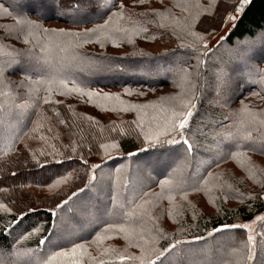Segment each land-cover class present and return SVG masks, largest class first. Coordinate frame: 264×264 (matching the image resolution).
<instances>
[{"label":"trees","instance_id":"obj_1","mask_svg":"<svg viewBox=\"0 0 264 264\" xmlns=\"http://www.w3.org/2000/svg\"><path fill=\"white\" fill-rule=\"evenodd\" d=\"M234 7L235 21L230 18ZM112 12H123V19L114 17L112 23L126 31L110 26L108 37L60 34L83 33ZM25 18L50 31L33 30L25 38L17 23ZM47 42L54 43V58ZM204 43L207 55L202 54ZM29 62L38 71H28L26 79ZM60 66L70 72L50 70ZM181 69L187 70L183 83ZM256 69L264 72V0H111L108 7L97 0H81L79 7L74 0H21L17 5L0 0V93L6 94L0 95V260L46 264L54 252L82 244L87 250L79 257L82 264H95L89 255L99 260L105 248L139 256L137 244L150 249L181 241L157 264H197L186 250L208 259L200 264H264V220L253 234L232 227L264 214V169L258 172L248 164L264 160V83ZM244 73H251L247 83ZM73 84L95 95L89 99L71 91ZM250 99L257 127L248 121V111H241ZM181 101L195 107L186 127L170 133L178 143L145 141L143 133L165 128L171 110H183ZM25 102L31 105L27 110L15 107ZM245 132L252 139H244ZM166 139L159 136V141ZM173 169L181 184L161 189L160 180ZM220 173L231 179L218 180ZM106 187L107 208L101 213L96 206ZM145 192L149 195L143 198L152 201L151 219L128 216L131 202L139 203ZM106 223L131 227L144 240L126 239L112 229L98 247L95 236ZM249 234L254 247L247 245ZM219 240L227 243L222 252L215 243Z\"/></svg>","mask_w":264,"mask_h":264},{"label":"snow or ice","instance_id":"obj_2","mask_svg":"<svg viewBox=\"0 0 264 264\" xmlns=\"http://www.w3.org/2000/svg\"><path fill=\"white\" fill-rule=\"evenodd\" d=\"M81 0H74V6L75 7H79ZM242 2H244V0H242ZM97 3L100 4L101 7H108L109 4L111 3V0H103V3H100V0H97ZM112 7H115V5H111ZM124 6L123 4L120 5V8L122 9ZM6 11V10H5ZM206 11V10H205ZM114 17H119L120 19H123V12H112L111 15L108 16L107 19L104 20L103 24H98L95 25L94 28L92 29H86L83 33H63L61 32V35H68V36H74V37H80V36H84L87 37L90 34L93 33H98L100 36H104V37H108L110 35L109 29L110 26L116 27L117 31H126L125 29L119 28L118 26L113 25V18ZM232 19H234V17H230ZM195 19V18H194ZM18 24H21L23 26H25L28 30H29V35L32 34L33 30H39L42 31L43 33L47 34L50 30L49 29H44L42 28L41 25L34 23L31 20H28L27 18L23 19V20H18L17 21ZM7 27V26H5ZM189 27H191V25H189ZM144 31H146V29H144ZM194 37H196L197 40L202 41L203 37L198 35L195 32L191 33ZM25 43H28V40L25 39L24 41ZM87 42V41H85ZM194 47V45H193ZM207 49H208V45L206 43L203 44V55H207ZM28 71H38V69L34 66H32L29 62V68L25 70V78L27 79V72ZM256 73L260 74V82L264 83V72H262L260 69H256ZM249 75L251 76V73H249ZM186 76H187V70L186 69H181L180 70V80L183 82H186ZM54 81H50L49 83L51 84ZM59 84L62 85L63 87L67 88L68 85L64 80H60ZM71 91H75L78 93H82V90L80 88H77L74 84L73 87L70 89ZM47 91L51 92L52 88L49 87L47 89ZM85 94L89 97V99H91V97L93 95H95V93L93 92H87V93H82ZM0 95H6L4 93H0ZM105 99H110L111 97L105 95L104 97ZM48 101L45 100V103H47ZM182 104V108L183 110H176L173 109L171 110V115L168 117V119L165 121V128L161 131H157L156 133H152L151 131L149 132H145L143 133L144 135V139L145 141H155V142H160V143H168L170 145L173 144H177L178 141L170 136V133L172 131H176L177 129H184L188 123L189 118L192 116V109L195 107V105L191 104L190 101L189 102H183L181 101ZM30 103L29 102H25L23 104H19V105H15V107L21 109V110H27L30 107ZM133 107H145V106H140V105H136ZM242 112H247V108H243L241 110ZM160 135H165L167 137L166 141H159V136ZM181 138H182V143L183 145L186 146V151L187 152H191L192 151V144L187 140V139H183V133H180ZM233 134L232 133H228V136L231 137ZM243 138L244 139H252L251 137V133L250 132H245L243 134ZM261 142L264 143V138L261 139ZM116 145L113 144L112 147H115ZM103 147V145H102ZM255 150V149H253ZM233 156L238 155V153L233 152L232 153ZM95 167V166H93ZM176 170L173 169L172 172H170L168 174V178L167 179H162L160 180V187L161 189H164L165 187L168 188L169 191L173 190L176 187H179V185L181 184V180L178 176L175 175ZM212 173H209V176H211ZM94 175L90 177L91 179H94ZM57 183H59V181H57ZM163 193H161L160 195H162ZM77 193L73 192L72 196H76ZM149 193L145 192L140 196V202L136 203L135 199L131 202L134 204V207L132 208V210H130L127 215L128 216H136L137 214H142L144 216H147L149 219H151L150 216V212H149V207L148 205H150L152 203V201L150 200H146L143 197L148 196ZM168 199L171 201L172 197L169 195ZM64 204L67 203V201H63ZM115 203V200H114ZM3 205H0V208H3ZM57 208L61 207V204H57L56 205ZM53 215H55V213H53ZM172 213L169 212V216L171 217ZM257 219L260 220H264V217H257ZM232 227H241V228H248V225H233ZM112 229H118L120 232H123L125 234V238L129 239L132 236H138V238L140 240H144V236L137 233L135 231V229L131 228V227H125L123 224H119V225H113V224H105V228L96 233L95 236V242L97 244V246L99 247L100 244L102 243V241L107 238L106 233ZM39 231V229H33V232ZM30 235V234H29ZM26 236H20L19 239H26ZM19 242V240H17V243ZM40 244H44L45 241L42 239L39 241ZM145 243H147V241H145ZM181 241H176L175 244H169L167 247H163V248H155L152 247L150 249L145 248L143 245L141 244H137V247L141 248V255L139 256H130V255H126L125 251L122 250H118L116 248L113 247H109V248H105L103 249V252L101 253V256L99 258V260L96 259V257H92L89 255V259L94 261L95 264H106V260L105 257L108 258L109 262L112 261H116L119 260L121 262L124 261H139L140 264H157V260L160 259V257L164 256V254L166 252L169 251V249L171 248H175L178 244H181ZM255 241H254V237L253 235L249 234L247 237V245H252L254 247ZM253 247H249L248 248V259L252 260L254 257V251H253ZM79 250V251H78ZM25 253L27 252H31L30 249H26L24 250ZM17 254H19V250H17ZM87 254V250L85 249L84 245L82 244H74L71 248L70 251H59V252H54L49 258L48 261L46 262V264H51V262L53 260H56L57 258H68L71 257L70 261L68 262V264H82L81 260H80V256L81 255H85ZM0 264H4V261L0 260Z\"/></svg>","mask_w":264,"mask_h":264},{"label":"rangeland","instance_id":"obj_3","mask_svg":"<svg viewBox=\"0 0 264 264\" xmlns=\"http://www.w3.org/2000/svg\"><path fill=\"white\" fill-rule=\"evenodd\" d=\"M21 0H12V2H13V4L14 5H17L19 2H20ZM240 1H242V0H240ZM245 2H247V1H249V0H244ZM237 16H238V11H237V9L234 7L233 9H232V15H231V17H234V19H232L233 21H235V19L237 18ZM10 25H13V23L12 22H9L6 26L7 27H5V31H7V32H10V29L8 28V26H10ZM19 25V27L18 28H21V33H25V34H27L26 36H25V38H28V33H29V30L25 27V26H23V25H21V24H18ZM227 32V28L226 29H224V31L220 34V36H224L225 35V33ZM22 39H23V37H22ZM46 48L49 50V56L51 57V58H54V54H53V52H52V50L54 49V43H49V42H47V45H46ZM52 72H58V73H64V74H66V73H69L70 71L68 70V69H66V67L65 68H63V67H58V68H56V67H52L51 69H50ZM165 71L166 70H164L163 71V73H165ZM235 76V79H234V81H238L237 79V77L236 76H240L237 72H236V74L234 75ZM250 78H251V76L249 75V73H244L243 75H242V80H243V83H247L249 80H250ZM251 100V103H250V105H248V107H246L247 108V111H248V113H249V119L250 120H248L249 122H250V124H256V122H257V120H256V117L254 116V113H255V110H254V108L252 107V103L254 104V99H250ZM245 108V107H244ZM243 109V108H242ZM245 113V112H244ZM261 124H262V122H261ZM257 126H259V124L257 123L256 125H255V127H257ZM261 128H262V132H260L263 136H264V124L263 125H261ZM261 161H262V163H261ZM261 161H255V162H249L248 164L251 166V167H253L256 171H258V172H260V171H262L263 169H264V160H262L261 159ZM92 162H94L95 164H97L98 163V161H97V159H92ZM142 172H144L145 170L143 169V170H141ZM136 178H138V175L136 174V175H134ZM230 178L231 179V176H229V175H227V174H224V173H220V176L218 177V180L219 179H221L223 182H225L226 180H227V178ZM101 190H102V192H100V193H102L103 194V197H102V200L100 201V203L99 204H97L98 206H96V210L97 211H100L101 213H104V211L106 210V208H107V204H106V199H107V197H108V193H107V190H108V187H106V189H104V188H101ZM100 190V191H101ZM104 190V191H103ZM263 199H264V195H263ZM258 217H264V214L262 215V216H258ZM263 220H260V219H257L256 218V220L253 222V223H251V224H249L248 226V231H249V233H251V234H253V232H254V230H255V227H256V225L257 224H259L260 222H262ZM216 243V245H218L217 246V248H218V250L219 251H224V248L226 247V240H219V241H216L215 242ZM214 244V243H213ZM188 252V255H186V256H190L192 259H193V262H195V263H197V264H200V262H205V263H207L208 262V259H204L203 261L202 260H200V259H197L196 257H194V255L189 251V250H186L184 253H187ZM190 252V253H189ZM203 259V258H202Z\"/></svg>","mask_w":264,"mask_h":264}]
</instances>
